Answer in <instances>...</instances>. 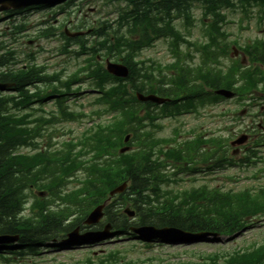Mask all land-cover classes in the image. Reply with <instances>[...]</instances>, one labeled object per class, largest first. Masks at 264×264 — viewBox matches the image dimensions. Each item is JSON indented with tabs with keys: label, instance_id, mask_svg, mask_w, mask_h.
<instances>
[{
	"label": "trees",
	"instance_id": "16d2710c",
	"mask_svg": "<svg viewBox=\"0 0 264 264\" xmlns=\"http://www.w3.org/2000/svg\"><path fill=\"white\" fill-rule=\"evenodd\" d=\"M126 2V13L118 17L117 26L112 27L108 23H103L101 29L96 34V41L91 47L92 60L94 56L104 51L105 56L115 57L129 67V77L126 80L130 84L129 89L137 90L135 81L139 77L144 79L139 91L145 93H156L162 96H168L163 89H157L150 85L151 71L147 69H137L135 57L143 47H150L158 39H167L179 35L172 26V22L177 19H183L186 24L190 23L191 8L193 4H198L203 19L211 20L208 22L207 38L203 47L197 45L196 51L202 50L203 57L217 58L226 55L227 49H220L219 26L225 20L223 10L227 8L234 9L235 4L240 8L252 6H264V0H124ZM103 27V28H102ZM112 31L113 34H105V31ZM102 39V41H100ZM222 40V39H221ZM175 45L172 42L173 50L177 48L178 40ZM184 42L183 39L180 40ZM191 46V44H189ZM12 53L8 52L5 57L0 58V66H3L8 59H11ZM97 63L92 64L90 77L93 85L102 89V84L118 83L119 86L110 88L102 95V102L107 105L108 111L114 113L113 124H108L106 128L92 133V151L93 154L103 159L104 155L108 160H102L100 166L95 165L92 169V180L88 181L86 186L79 188L61 197V187L65 181L64 174H57L62 169L43 168L51 171L52 178L42 185L50 196L78 209L82 215H85L89 209L102 203L106 199L108 191L117 185L128 182L124 193L117 198L124 199V203L137 210L140 225L167 226L181 229L188 232L215 231L220 232L228 229L227 225H235L237 221L258 215H264V190L260 189L251 194L244 191L238 194L220 195L214 198L210 195L194 196L186 200V207H177L170 204L168 200L160 202L162 185L159 178L158 168H150L149 159L143 163L141 172L137 155L146 154L141 151L136 155V150L126 155H118L117 149L123 144L124 135H130V146L134 147L136 132L133 126L134 119L139 110V105L135 101L133 94L128 91L126 84L122 80L109 77L103 68ZM211 72V71H210ZM199 69L196 72L190 69L177 72L178 77L191 79L197 78ZM92 75V76H91ZM151 75V76H150ZM37 75L32 70L25 74H2L0 80L14 81L21 92L23 85L36 80ZM209 87L230 88V81L226 74L220 70L219 78L204 81ZM250 82V81H249ZM251 83V82H250ZM188 94L197 92L196 83L187 84ZM104 91V90H103ZM22 96H24L22 94ZM7 98H0V235H17L20 242L26 243L32 252L34 248L39 247L42 241L50 240L54 235L65 233L75 227L77 224L63 225L65 217L69 215L68 210L50 211L47 209V203L39 200L31 208V216H20L19 212L25 201L19 189L22 185L21 173L24 170H30L38 162L49 163L50 159L43 155H36L33 158L23 159L20 156L11 155V149L14 146L21 145V136L23 132L16 130L22 122L14 120L15 125H10L7 115ZM20 105V102L17 103ZM168 105H164L166 108ZM165 112V111H163ZM63 154V151L61 152ZM67 155V154H66ZM24 160V161H23ZM64 159L61 160L63 162ZM38 181V175L32 174L28 178V184ZM199 202H203L200 204ZM204 211V215L202 214ZM235 217V218H234ZM238 218V219H236ZM237 220V221H236ZM211 260V264H217ZM224 264H264V255L261 253L238 254L227 260Z\"/></svg>",
	"mask_w": 264,
	"mask_h": 264
},
{
	"label": "rangeland",
	"instance_id": "374dc122",
	"mask_svg": "<svg viewBox=\"0 0 264 264\" xmlns=\"http://www.w3.org/2000/svg\"><path fill=\"white\" fill-rule=\"evenodd\" d=\"M84 0L78 1V7L71 13H65L64 15L57 18L61 23H68L69 21L76 22V24L86 23L87 27L91 21L96 20H112L115 16L114 10L116 9V4H106L103 0H87L83 3ZM96 8V12L90 13L91 8ZM119 7H123V4H120ZM78 10L81 12L78 14ZM83 15H86V18H83ZM227 19L225 28L226 32L230 35L229 40L237 41L239 44H243L245 41L255 39L264 34V9L259 10L253 8L249 10L247 16L244 13H241L240 10L231 11L230 9L226 12ZM3 14H0V43L5 44V51L7 47L14 49L18 52L16 58L23 60L26 53H34L37 51V48L42 52L37 57V63L44 62L48 64L47 74L52 71L62 72V80H66L69 77L76 76V70L81 68V61L69 57L62 52H59V47L62 46L63 42L61 39L52 41V40H38L37 42L28 44L29 41L36 39V34L38 32V27L36 24H39L40 21L35 18L34 20L30 19V16L26 15L24 17H16L10 23H5L3 21ZM194 17V26L195 28L191 30V36L189 40L195 42L201 38V11L199 8L195 7L193 11ZM262 20V21H260ZM25 24L30 25L25 27V31L16 36V42L13 43L12 39L4 35L3 32H6L8 26H16ZM262 23V24H259ZM179 23L176 24L178 26ZM182 33H185L182 28ZM42 27H39L41 30ZM36 45L38 47H36ZM70 50H74L71 48ZM168 41L160 40L156 42L152 47L144 49L141 51L139 59H153L161 63H167L171 60L169 55ZM4 53V51H2ZM197 62V58H195ZM226 66L229 65L227 60L224 61ZM24 64L20 62L18 66ZM148 64V63H147ZM225 66V67H226ZM81 76V74H78ZM83 78V76H81ZM78 86V85H76ZM73 86V89L76 88ZM79 96L72 98L67 103L70 109H75L84 113L87 117L89 116L91 110L93 109L90 106L91 102V90L87 87V82H81L79 85ZM76 91V90H75ZM73 92V91H72ZM2 94V93H0ZM9 92L4 93L3 96L8 97ZM237 100L232 101H223L218 103L214 108L204 107L199 109V113L196 115H186L185 117L179 118L177 121L185 122L186 127L183 129V135L192 133L194 130L202 128L203 132H208L209 134L215 133L216 136L227 137L231 134L238 135L244 128L248 130L254 129L257 126H260L261 121H264V104L262 101L252 100L254 104H250L249 111L247 114L240 116L239 109L242 108V105L236 102ZM35 104L32 106L34 107ZM45 113L54 108V104L51 100L45 101L41 105ZM245 111V110H244ZM20 114L26 113V110H21L18 112ZM243 117V118H242ZM232 118V119H231ZM171 121L168 119H162L161 125L162 128L157 133L158 137H166L173 135L171 133ZM95 123H92L88 118H84L75 122H62L52 126L51 131H56V135L59 137L52 139V142L57 143V147H60L59 143L62 141L75 140L88 128H91ZM192 129L185 133L186 130ZM48 128H46L43 134L46 135ZM220 131V132H219ZM256 131H261L259 128H256ZM51 134V133H50ZM232 135V136H233ZM264 133L257 134V137H262ZM256 138L261 143V139ZM42 138H38L37 142L40 144ZM255 144V143H253ZM257 149V157L260 158V161L252 160V164L249 167L244 166H234L227 167L214 174L205 171L206 169L203 166L197 168L198 171L193 174L185 172L176 178L173 182L163 187V190L166 191H184L193 188H198L201 185H206L209 189L216 188L221 191L231 190L233 192H239L244 189H252V192L264 185V144H260ZM255 149V150H256ZM25 151V150H23ZM254 163H256L254 165ZM204 171V172H202ZM181 181V182H180ZM68 190H71V186L68 187ZM35 193V192H34ZM30 198V197H29ZM32 198H30V201ZM30 202L28 203V205ZM27 205V206H28ZM52 206L55 209H65V206L53 204ZM112 210H116L114 206ZM77 214L70 217V220H75ZM104 223V220L103 222ZM228 230L236 231L233 235H227L223 232H215L216 236H202L197 238L195 241L188 243H182L179 245H167L164 243H153L144 247L146 245H140L137 243L129 242L135 241V239L126 241L125 239H119L114 243H104L103 245L96 244L89 248H76L66 250L59 248L58 245L61 244V238H54L52 245L48 244V249L51 251L49 253H42L40 256H24L20 258H15L14 262L10 264H60V263H71V262H80L86 259L87 257L94 256V258H104L111 251H119L122 262H132L135 264H186V263H197L201 257L211 255V254H229L233 250H238L239 248H250L251 246H260L264 243V216L255 217L250 219H242L237 221L235 225H227ZM227 230V229H225ZM129 237V236H128ZM53 246V247H52ZM116 249V250H115ZM118 249V250H117ZM153 256L157 257L159 261L152 260L146 261L148 257ZM8 255L2 256L0 259H8ZM32 261V262H30ZM0 264L1 263L0 261Z\"/></svg>",
	"mask_w": 264,
	"mask_h": 264
},
{
	"label": "water",
	"instance_id": "95a60500",
	"mask_svg": "<svg viewBox=\"0 0 264 264\" xmlns=\"http://www.w3.org/2000/svg\"><path fill=\"white\" fill-rule=\"evenodd\" d=\"M64 0H0V12L7 11V10H17L21 8H25L31 5H54L59 2H62ZM107 71L117 77L125 78L128 75V70L126 67L122 65H113L109 64L107 62ZM9 85L7 84H0V90H5ZM218 95L224 96V97H231L232 94L225 90H218L215 92ZM137 98L140 101H151L153 103L161 104L164 102L163 99L156 98L154 96H147V97H141L137 95ZM127 140V139H126ZM244 138H240L237 140L234 144H241L243 142ZM233 144V143H232ZM127 149H121L120 152H124ZM125 187V184H122L121 186L115 188L113 191L110 192V195H113L115 193H120L123 191ZM102 206H98L93 210V212L88 216L85 223L91 224L98 221V219L101 217V211ZM142 236H147V238H162L165 239L167 242H178L181 238L186 236L185 233L174 230V229H161V230H153L150 228L142 229L141 231H138ZM77 230H73L72 232L68 233V241H75L78 239H85L88 235L83 236H77ZM16 240V238L11 237H0V244L2 243H8Z\"/></svg>",
	"mask_w": 264,
	"mask_h": 264
},
{
	"label": "flooded vegetation",
	"instance_id": "af4514ba",
	"mask_svg": "<svg viewBox=\"0 0 264 264\" xmlns=\"http://www.w3.org/2000/svg\"><path fill=\"white\" fill-rule=\"evenodd\" d=\"M28 85V84H27ZM201 93H202V91H201ZM58 95V94H57ZM48 100H55V94H48L47 95V97H46V99L45 100H40V99H36L35 100V102H39V101H41V102H45V101H48ZM215 104H218V102H214ZM183 116H186V114H182L181 116H178L177 118H173V117H171V116H168L166 119H168V120H170L172 123H171V127L172 128H175V129H177V130H179V129H182V126H183V123L182 122H176V120L178 119V118H181V117H183ZM159 119L157 118V120H155V122L156 121H158ZM262 122V121H261ZM154 125V124H153ZM151 126V124H149L148 125V127H150ZM140 127L141 128H146V127H142L141 125H140ZM257 128H259L260 130H261V134L262 133H264V127L260 124V126H257ZM249 136V135H248Z\"/></svg>",
	"mask_w": 264,
	"mask_h": 264
}]
</instances>
